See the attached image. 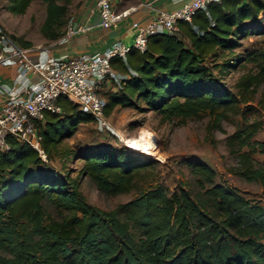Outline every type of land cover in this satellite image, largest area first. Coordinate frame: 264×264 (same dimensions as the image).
<instances>
[{
	"label": "trees",
	"instance_id": "16d2710c",
	"mask_svg": "<svg viewBox=\"0 0 264 264\" xmlns=\"http://www.w3.org/2000/svg\"><path fill=\"white\" fill-rule=\"evenodd\" d=\"M31 1L9 0L6 8L22 14ZM44 1L40 28L56 39L64 34L70 0ZM263 11L264 0L210 1L194 13L191 23L178 21L179 34H151L145 50L132 47L125 59L111 57L113 67L126 76L116 90L107 92L105 114L116 106L143 103L162 121L184 122L207 113L208 128L221 127L225 112L246 98L232 92L204 59L264 32L259 19ZM249 57L259 70L242 76L245 89L264 77V50L251 51ZM58 102L63 112H46L39 123L42 148L47 156L62 152L68 157L77 153L60 143L94 116L63 96ZM261 127L259 119L245 121L226 136V145L237 155L233 173L264 186V159L252 156L264 154V138H254ZM8 140L10 148L0 150V264H264V204L215 183V170L200 158L185 161L204 188L197 198L184 187L168 194L153 185L103 209L83 198L76 177L49 166L30 144ZM78 153L81 174L108 193L135 188L136 176L152 162L134 149L111 144L80 148ZM43 200L66 213L47 215Z\"/></svg>",
	"mask_w": 264,
	"mask_h": 264
},
{
	"label": "rangeland",
	"instance_id": "374dc122",
	"mask_svg": "<svg viewBox=\"0 0 264 264\" xmlns=\"http://www.w3.org/2000/svg\"><path fill=\"white\" fill-rule=\"evenodd\" d=\"M9 0H0V27L12 39L22 46L42 47L48 45L50 38L41 31L45 18L46 2L32 0L22 14H13L7 10ZM64 1V0H62ZM81 0L68 2L69 13L80 5ZM259 19L264 24V11ZM29 43L30 45H27ZM264 50V32L247 35L240 40V45L231 50H217V54H209L204 61L211 65L214 75L240 98L236 107L225 112L221 127L208 128L211 117L207 113L187 118L184 122L178 119L162 121L160 115L150 109L139 107L116 106L108 115L116 130L135 142L143 135L151 134L155 144H150L146 152L138 151L142 157L149 158L151 164L136 176V187L126 192L108 193L100 189L88 175L81 174L83 159L78 150L101 144H111L120 148H128L115 130L102 126L97 119L81 122L70 137H66L60 146L73 149L77 154L65 157L62 152L46 155L45 162L56 168L61 174L67 173L79 181V190L83 198L91 205L103 209L114 208L117 204L134 197L140 190L148 186L160 185L171 194L179 187L189 190L193 198L203 194L204 188L199 186L196 176L186 164V159L197 157L208 163L216 172L215 183H224L233 187L246 197L264 204V186L259 180L248 181L233 173L231 168L237 164V155L230 153L226 145V136L245 121L259 119L262 127L254 138H264V77L248 89L240 86L242 76L254 74L259 70L257 61L249 57V52L258 53ZM225 62H234L233 66L222 67ZM119 83H105L101 94L106 99L107 92L116 90ZM139 138V139H138ZM246 149V148H244ZM63 149H61L62 151ZM252 156L262 161L264 154L253 153ZM44 212L52 217H60L66 213L47 200L42 201Z\"/></svg>",
	"mask_w": 264,
	"mask_h": 264
},
{
	"label": "built area",
	"instance_id": "2783aa9c",
	"mask_svg": "<svg viewBox=\"0 0 264 264\" xmlns=\"http://www.w3.org/2000/svg\"><path fill=\"white\" fill-rule=\"evenodd\" d=\"M214 0H188L174 10L156 9L150 20L142 24L133 20L135 29L131 43L114 41L106 51H97L88 55H60L49 52V45L31 47L18 44L0 27V64L15 65L20 68L22 76L27 73L36 77L34 82L22 84L17 89H4V99L0 102V150L10 148L9 138L14 137L26 142L38 150L43 160L46 153L42 148V134L39 123L43 122L46 112L62 113L58 102L63 96L78 106L79 109L94 116L99 123L115 130L119 139L133 149L129 137L119 133L108 115L104 112L105 99L101 90L105 83H121L125 73L111 64V57L125 59L132 48L141 51L147 47L148 36L157 32L180 33L179 20L191 23L192 16ZM98 10L101 27H116L140 5L118 10L113 0H93ZM152 7L150 3H145ZM93 24L69 26L63 38L76 31L86 30ZM32 52L35 54L32 55ZM136 149V148H135ZM134 149V150H135Z\"/></svg>",
	"mask_w": 264,
	"mask_h": 264
},
{
	"label": "crops",
	"instance_id": "0c3cea01",
	"mask_svg": "<svg viewBox=\"0 0 264 264\" xmlns=\"http://www.w3.org/2000/svg\"><path fill=\"white\" fill-rule=\"evenodd\" d=\"M188 0H113L114 6L124 9L129 6L140 5L125 20L116 27H101L96 25L99 21L98 10L93 0H81L80 5L73 12L69 13L67 23L64 27V34L56 39H50L49 52L55 56L60 55H88L97 51H106L116 40L131 43L135 29L131 25L133 20L145 24L156 9L174 10ZM150 3L152 7L145 5ZM46 14V13H45ZM78 24H93L94 26L82 31H76L72 35L63 38L69 26L75 28ZM35 53L32 52V55ZM36 77L27 73L22 76L20 68L15 65L0 64V102L4 99L5 88L17 89L23 83L34 82Z\"/></svg>",
	"mask_w": 264,
	"mask_h": 264
},
{
	"label": "bare ground",
	"instance_id": "6f19581e",
	"mask_svg": "<svg viewBox=\"0 0 264 264\" xmlns=\"http://www.w3.org/2000/svg\"><path fill=\"white\" fill-rule=\"evenodd\" d=\"M129 140H131V139H129ZM130 142H131V144L133 146L132 147L133 149L136 148L137 150H140L141 152H146V153L149 150V149H147V147L150 144H155L154 139H153V136L151 134H149V135H143L141 137V139L136 140L135 142H133V141H130Z\"/></svg>",
	"mask_w": 264,
	"mask_h": 264
}]
</instances>
